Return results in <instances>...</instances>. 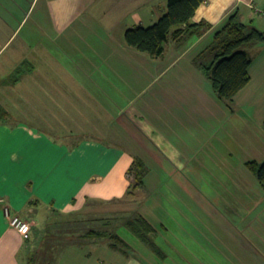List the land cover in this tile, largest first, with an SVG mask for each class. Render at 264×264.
Returning a JSON list of instances; mask_svg holds the SVG:
<instances>
[{"label": "crops", "instance_id": "obj_1", "mask_svg": "<svg viewBox=\"0 0 264 264\" xmlns=\"http://www.w3.org/2000/svg\"><path fill=\"white\" fill-rule=\"evenodd\" d=\"M167 11L168 0H0V19L10 29L7 39L0 38V264H30V246L10 226L6 208L32 228L50 222L51 209L98 213L95 204L127 202L137 191L145 193L139 212L156 230V250L140 239L143 247L134 251L131 245L130 256L84 243L66 248L56 264H173L167 238L172 249L173 239L180 241L185 264H264L259 180L243 177L242 167L220 166L226 159L242 164L237 147L249 162L264 164V44L246 48L251 80L231 104L194 64L235 13L264 32V0H207L191 20L197 32L170 39L159 58L128 45L129 29L149 28ZM227 117L236 120L231 131ZM206 153L212 160L207 166L199 161ZM136 159L148 170L137 189L130 181ZM148 162L172 181L181 169L230 173L239 198L233 205L230 198L221 201L229 217H213L219 234L169 236L166 221L180 224L179 218L172 209L163 222L158 218L166 185L154 177L148 187L147 176H155ZM176 186L189 193L178 196L191 211L200 201L193 186ZM243 223L251 228L245 236ZM196 238L203 243L186 247L184 240Z\"/></svg>", "mask_w": 264, "mask_h": 264}, {"label": "trees", "instance_id": "obj_2", "mask_svg": "<svg viewBox=\"0 0 264 264\" xmlns=\"http://www.w3.org/2000/svg\"><path fill=\"white\" fill-rule=\"evenodd\" d=\"M206 1L168 0L167 13L149 28L137 26L129 29L125 34L126 42L131 47L151 57L163 56L166 43L170 39L178 42L183 41L197 32L199 25L191 23V20L198 8ZM258 44H264V32L250 24L242 23L238 13H235L215 34L213 43L194 60V64L211 81L217 95L227 104H231L234 97L249 84L251 80L249 68L253 58L246 51V48ZM247 166L264 188V164L249 162ZM147 173L145 163L136 159L130 170V174L136 180L135 189L143 186ZM49 216L53 217L50 222L44 223L43 229L40 226L32 227L30 230L32 236L26 239L27 246H30V264H56L66 248L87 243L75 242L59 248H57L58 246L50 248L48 244H51V241L47 239L50 233L58 230L59 232H57L60 234L67 233L73 236L76 231L81 229L82 223L86 221L76 219L81 214L63 215L54 209H51ZM134 216V219L130 217L123 220V226L128 228L142 242L156 250L155 228L140 212L135 213ZM99 219L93 217L88 220L101 221ZM107 220L116 221L119 219L110 218ZM86 224L89 225L88 222ZM85 237L96 240L95 243L97 244L95 245L108 246L112 251L125 256H130L132 252L131 244L123 239L118 232L111 234L90 230ZM55 249L57 250L55 251Z\"/></svg>", "mask_w": 264, "mask_h": 264}, {"label": "rangeland", "instance_id": "obj_3", "mask_svg": "<svg viewBox=\"0 0 264 264\" xmlns=\"http://www.w3.org/2000/svg\"><path fill=\"white\" fill-rule=\"evenodd\" d=\"M0 24L2 26L0 29V38L7 39V37L5 35H7V33H9L8 30H10V29L5 27V24L1 19H0ZM211 90L213 91L212 88H211ZM220 118L223 119L222 114H221ZM225 119L227 120V122H229V123L231 122V124H233L234 122L236 123V120L232 119L230 117H227ZM234 125H236V124H233L232 126L230 125V131H231V129H234ZM211 129L212 128H209L208 130H211ZM221 130H223V128H221ZM227 131L229 132V125L227 126ZM232 143L233 142H231L229 144V142H228L227 147H229ZM243 147H245V144L243 145ZM234 148H236L235 144H234ZM237 149H238V151H241V155H242L241 157L243 158L242 164L240 162V158L238 160L226 159V161L225 162L223 161L220 166H222L223 163H225L227 165V168L242 167L243 168V177H247L250 179L255 178L256 180H258L256 175L247 166V164H248L247 162H249L252 158H247L248 156L245 155V153H244L245 150L243 148L241 150V149H239V147H237ZM262 159H264V158H261V160L259 162L263 161ZM199 161L201 163L205 164L206 166L212 163V160L209 158V155L207 153L201 154ZM152 162H153V160H152ZM152 162H148L150 164V165H148V168L153 174L155 173V176L154 175L147 176L146 181L147 182L149 181L148 187L154 182V179H153L154 177H159L160 180L163 181V183L166 185V188H168V190L165 188L163 191L166 194L165 198H167V199H166L165 203L163 204L162 208L160 209L158 218H160V221L163 222L162 220L164 217H162V216H165V215L170 216L171 209H172V215L174 216V214H175V216H177L179 218L178 221L180 222V224H171L169 222V220L166 221V223H168L167 224L168 228L171 230L169 236L173 235L175 237V236L179 235V233L182 234L186 231L187 232L202 231V232L207 233L208 235L219 234L218 231H221V229H220V227L216 226V223L214 222L213 217H219L221 215L228 216L227 214H225L224 208L227 211L229 210V208L227 206H225L221 201L222 200L226 201L230 198L229 203H230V205H233L232 202L234 201V199L239 198L238 193H236V191H235V188L231 184H229L230 181L228 179H229V177H232L230 175V173L225 172V175L224 174L218 175L217 172H216V174H212L210 172L208 174L207 172H204L203 170H201L199 172V174H193L191 171H188L186 169H181L180 175L175 176V181H172L171 177H173V176L156 175L155 163L153 164ZM162 162H164V161L162 160ZM162 165H164V164H162ZM226 177H227L226 180L222 179V178H226ZM130 181L132 184L136 183V180L134 178H131ZM150 181H151V183H150ZM257 182H258L259 187H260L259 191L264 192V188L261 185V183L259 181H257ZM179 184H183V185L191 184L193 186L192 190H194L196 193V198H197V195H198V198H200L198 205H196L195 207H192L191 211H189V212L185 206L184 207L181 206L182 202L180 200H185V199H183L185 197H183L182 195L178 196V193L179 194H184V193L186 194L188 192L187 191L181 192L180 190L176 191L175 190L177 188L176 185H179ZM150 193L153 195L152 192H150ZM136 194H137V197L134 196L135 198L127 199V202L125 201L126 200L125 199L123 202L119 201L117 203H113L110 205L95 204V206L93 207V211H97L98 213H90L89 214L90 211L88 210L89 211L88 213H85L79 217H76V219L88 222L89 225H87L86 222L82 223L81 229L76 231V233H74L73 236H71L67 233L60 234V233H58L59 232L58 230H57L58 232L54 231V232L50 233V235L47 238L48 240L51 241V244H48L49 247L51 248L52 246L53 247L58 246L57 248H59L60 246L61 247L66 246V245H69V244H72L75 242L76 243L92 242L91 244H93V245L97 244V243H95L96 240L88 239V238L86 239V237H85V236H87V234L89 233L90 230H93L95 232L111 233V234L118 232V234L123 239H125L129 244H131L133 246V249L135 251L138 246H142V245L140 243V240L128 228L123 226V220L130 218L133 214L135 215V213L139 212L140 206L143 204L144 199H145V193H144V191H142V192L137 191ZM175 195L178 197H176ZM172 196H173V198H172ZM207 198L209 200H211L212 206H208L207 203L204 204V201ZM170 200L172 201V206H170ZM218 203H219V205H218ZM90 210H92V209H90ZM243 213H245V211H243ZM47 214H49V213H47ZM134 215L131 218L134 219V217H135ZM93 217H98V218H100L99 220H101V221H90V220H88L89 218H93ZM73 218H75V217H73ZM110 218H117L119 220H116V221L107 220ZM102 219H105V220H102ZM234 221H235V218H233V216H232V222H234ZM39 226L41 227V229H43L44 223L40 224ZM259 226H261L260 223H259ZM248 227L249 226L246 223H243V225L240 226V229H241L242 233L244 234V236L247 233H251V228H248ZM160 232L161 233L163 232L162 228H161ZM164 235H165V233H164ZM31 236L32 235L30 233V237ZM88 240H90V241H88ZM192 240L190 239L187 242H186V240H184V243H186L185 245H187L186 247H193L196 243H198V244L203 243L199 240V238H196L195 240L192 239ZM171 241H172V239H171ZM172 242H173V246H174L173 249L171 248V245H170V239L167 238V243L169 245V251L171 250L169 253H171L170 255H172V257H174L173 264H185V261L183 260L182 256L179 255V253L182 252L181 251L182 249L179 246L180 241L173 239ZM202 246H204V244ZM162 248H164V250H166V246L162 245ZM56 250L57 249H55V251ZM173 250H174V252H173ZM195 258L200 260V259H204L205 257L203 255H196ZM59 262H60V259H59ZM147 264H149V263H147ZM162 264H172V263H162ZM194 264H197V263H194Z\"/></svg>", "mask_w": 264, "mask_h": 264}, {"label": "built area", "instance_id": "obj_4", "mask_svg": "<svg viewBox=\"0 0 264 264\" xmlns=\"http://www.w3.org/2000/svg\"><path fill=\"white\" fill-rule=\"evenodd\" d=\"M6 217L8 218L9 224L12 228L25 239L29 238L31 225L26 220L22 219L19 215L12 214L9 209L5 210Z\"/></svg>", "mask_w": 264, "mask_h": 264}]
</instances>
